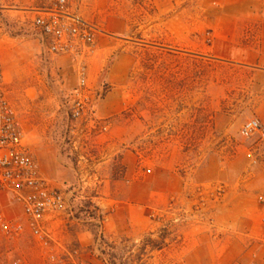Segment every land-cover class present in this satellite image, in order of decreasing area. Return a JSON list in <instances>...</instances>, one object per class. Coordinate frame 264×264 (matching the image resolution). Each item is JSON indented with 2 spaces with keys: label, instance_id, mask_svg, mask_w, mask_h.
Instances as JSON below:
<instances>
[{
  "label": "rangeland",
  "instance_id": "obj_1",
  "mask_svg": "<svg viewBox=\"0 0 264 264\" xmlns=\"http://www.w3.org/2000/svg\"><path fill=\"white\" fill-rule=\"evenodd\" d=\"M55 2L0 0V58L71 209L48 244L0 240V264H264V134L242 135L264 128V72L221 58L262 0H69L99 31L77 57L51 55L33 26ZM83 78L93 107L77 119Z\"/></svg>",
  "mask_w": 264,
  "mask_h": 264
},
{
  "label": "built area",
  "instance_id": "obj_2",
  "mask_svg": "<svg viewBox=\"0 0 264 264\" xmlns=\"http://www.w3.org/2000/svg\"><path fill=\"white\" fill-rule=\"evenodd\" d=\"M33 26L38 37L47 43V51L56 57H77L92 49L99 31L76 14L69 0H56L50 8L36 11ZM82 77L85 73L81 74ZM76 94L74 117L84 118L93 101L86 96V80ZM263 133L259 120L242 129L246 138ZM18 207L22 220L9 218L6 205ZM71 209L68 195L46 178L28 144L27 134L17 108L6 89L5 69L0 58V240L17 242L30 234L41 244L53 241L50 225ZM54 256L41 264H53ZM12 264H26L17 260Z\"/></svg>",
  "mask_w": 264,
  "mask_h": 264
},
{
  "label": "crops",
  "instance_id": "obj_3",
  "mask_svg": "<svg viewBox=\"0 0 264 264\" xmlns=\"http://www.w3.org/2000/svg\"><path fill=\"white\" fill-rule=\"evenodd\" d=\"M256 17L255 26L247 23L243 27L238 24L239 26L236 25L232 29L228 38H226L230 42L226 44L228 46L223 50L224 55L221 58L233 60L264 72V0L261 2V10ZM54 184L59 188L56 183Z\"/></svg>",
  "mask_w": 264,
  "mask_h": 264
}]
</instances>
